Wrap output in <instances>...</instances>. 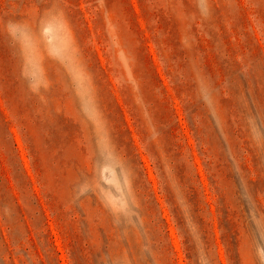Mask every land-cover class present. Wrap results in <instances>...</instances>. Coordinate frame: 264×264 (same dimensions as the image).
<instances>
[{"label":"rangeland","instance_id":"rangeland-1","mask_svg":"<svg viewBox=\"0 0 264 264\" xmlns=\"http://www.w3.org/2000/svg\"><path fill=\"white\" fill-rule=\"evenodd\" d=\"M0 264H264V0H0Z\"/></svg>","mask_w":264,"mask_h":264}]
</instances>
